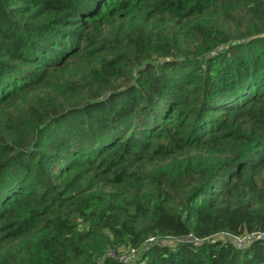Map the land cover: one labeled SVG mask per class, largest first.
<instances>
[{
  "label": "trees",
  "instance_id": "16d2710c",
  "mask_svg": "<svg viewBox=\"0 0 264 264\" xmlns=\"http://www.w3.org/2000/svg\"><path fill=\"white\" fill-rule=\"evenodd\" d=\"M256 231L264 0H0V264H264Z\"/></svg>",
  "mask_w": 264,
  "mask_h": 264
},
{
  "label": "built area",
  "instance_id": "2783aa9c",
  "mask_svg": "<svg viewBox=\"0 0 264 264\" xmlns=\"http://www.w3.org/2000/svg\"><path fill=\"white\" fill-rule=\"evenodd\" d=\"M223 234L226 235L227 237H230L231 239H233L236 246L240 249L245 248L247 245L252 243L256 238H264V232H261V231L251 232V233H248L245 235H234V234L228 233V232H225ZM166 240H175L176 242H191V241L200 242L201 241L200 238H197V237L193 236L192 234H190L188 236H181V237H176V238L175 237H167ZM149 241L155 242L156 239L150 238ZM136 253L137 252L135 250H133L128 256L122 257L121 261L124 263L133 261Z\"/></svg>",
  "mask_w": 264,
  "mask_h": 264
},
{
  "label": "rangeland",
  "instance_id": "374dc122",
  "mask_svg": "<svg viewBox=\"0 0 264 264\" xmlns=\"http://www.w3.org/2000/svg\"><path fill=\"white\" fill-rule=\"evenodd\" d=\"M132 262V261H131ZM130 263V262H129Z\"/></svg>",
  "mask_w": 264,
  "mask_h": 264
}]
</instances>
